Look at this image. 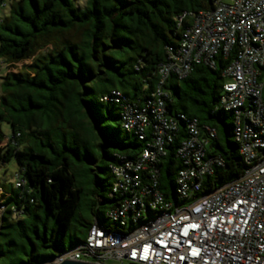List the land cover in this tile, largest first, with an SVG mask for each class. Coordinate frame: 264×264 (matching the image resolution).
<instances>
[{
    "label": "trees",
    "instance_id": "obj_1",
    "mask_svg": "<svg viewBox=\"0 0 264 264\" xmlns=\"http://www.w3.org/2000/svg\"><path fill=\"white\" fill-rule=\"evenodd\" d=\"M9 4V13L0 16V60L9 69L1 83L0 168L15 160L26 184L0 183L5 193L0 205L7 207L0 216V264H43L67 250L65 240L71 246L81 241L95 219L106 223L104 208L118 205L109 197L116 155L134 157L147 145L123 129L122 104L103 98L119 90L130 102L145 104L160 83L168 49L180 44L177 18L213 9L214 0H88L83 8L75 0H0V12ZM235 55L220 52L215 68L193 65L187 78L172 76L165 85L170 117L184 114L216 130L207 153L221 156L225 165L205 179L202 194L245 169L234 116L220 108L223 74ZM3 123L10 125V137ZM187 138L181 122L166 147L161 190L168 198L176 193L183 167L177 151ZM87 162L95 165L96 188L90 217L80 218L84 188L77 174ZM51 219L56 236L46 226Z\"/></svg>",
    "mask_w": 264,
    "mask_h": 264
},
{
    "label": "built area",
    "instance_id": "obj_2",
    "mask_svg": "<svg viewBox=\"0 0 264 264\" xmlns=\"http://www.w3.org/2000/svg\"><path fill=\"white\" fill-rule=\"evenodd\" d=\"M177 20L182 38L177 49H168L151 98L139 105L119 90L103 98L122 104L123 129L147 142L134 157L117 154L118 163L111 166L109 197L118 205L105 216L118 228L95 219L81 241L47 263L264 264V0H214L213 9L185 12ZM233 51L220 108L234 116L245 169L202 194L205 179L225 165L221 156L207 153L216 130L184 114L170 117L171 93L165 85L172 76L187 78L193 65L215 68L220 52L229 56ZM181 122L188 138L178 148L183 167L176 193L168 198L161 190V164ZM15 180L16 187L26 184L20 174ZM0 209L4 213L7 207Z\"/></svg>",
    "mask_w": 264,
    "mask_h": 264
},
{
    "label": "rangeland",
    "instance_id": "obj_3",
    "mask_svg": "<svg viewBox=\"0 0 264 264\" xmlns=\"http://www.w3.org/2000/svg\"><path fill=\"white\" fill-rule=\"evenodd\" d=\"M78 7L83 8L85 7L86 3L88 0H75ZM10 9V4L8 5V7L0 12V16L1 17H5L8 13ZM9 71L5 61H1L0 60V102H1V97H2V90H1V83H2V78L6 76L7 72ZM14 73H17L19 70L15 69V70H11ZM2 131L5 134L6 137H10L12 135L11 133V127L9 124L7 123H3L2 125ZM93 150V155L95 158L98 159V154H99V147L98 146H94ZM98 153V154H97ZM93 169V170H92ZM94 170H96L95 165L87 162L86 166L77 174L78 177V181L81 184V186L84 188V197L82 200V207H81V213L79 215L80 218L85 217L88 218L90 217V204H91V199H92V190L96 188V185L94 184V179L96 177ZM19 172V165L17 164V162L15 160L11 161L10 163L3 165L0 168V183L1 184H12L13 186L15 184H17L15 177H16V173ZM101 176L104 175V173H100ZM114 180V178H113ZM16 186V185H15ZM5 195L3 189H0V198H3V196ZM2 201V199H1ZM4 201V200H3ZM104 214L106 213L107 209L104 208ZM1 214H3V209H0V216ZM25 219L28 218L27 215L24 216ZM36 222L38 223L39 221L36 220ZM43 222H41L42 225ZM106 224H110L114 229H117L118 226L117 224L111 223L110 221H106ZM14 226V225H13ZM46 226H48L49 228V233H51V235H57V231L55 230V224L54 221L51 219V221H47ZM18 227L22 230V231H26L29 230L26 229H22L19 225ZM8 231V230H6ZM31 235V234H30ZM33 235V234H32ZM79 237H84V234H80ZM1 245V242H0ZM64 245L66 247V249H70L72 246L69 244L68 240L64 241ZM60 253V251H57Z\"/></svg>",
    "mask_w": 264,
    "mask_h": 264
},
{
    "label": "water",
    "instance_id": "obj_4",
    "mask_svg": "<svg viewBox=\"0 0 264 264\" xmlns=\"http://www.w3.org/2000/svg\"><path fill=\"white\" fill-rule=\"evenodd\" d=\"M43 264H53V263H43ZM60 264H93V263H85V262H77V261H65L63 263Z\"/></svg>",
    "mask_w": 264,
    "mask_h": 264
}]
</instances>
